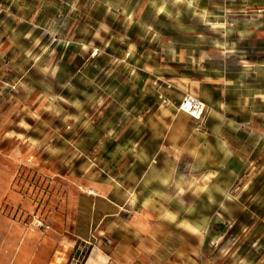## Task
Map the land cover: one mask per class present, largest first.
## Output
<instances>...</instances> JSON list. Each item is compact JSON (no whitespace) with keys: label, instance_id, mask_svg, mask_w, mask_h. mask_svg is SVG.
I'll list each match as a JSON object with an SVG mask.
<instances>
[{"label":"rangeland","instance_id":"obj_1","mask_svg":"<svg viewBox=\"0 0 264 264\" xmlns=\"http://www.w3.org/2000/svg\"><path fill=\"white\" fill-rule=\"evenodd\" d=\"M202 75L222 78L228 116L251 137L233 180L181 199L182 218L204 226L171 245V264H264V0H0V162L12 179L0 264L15 263L24 232L21 255L39 236L51 255L74 197L136 179L147 148L134 142L161 134L148 128L163 111L157 78ZM69 253L61 245V263Z\"/></svg>","mask_w":264,"mask_h":264},{"label":"crops","instance_id":"obj_2","mask_svg":"<svg viewBox=\"0 0 264 264\" xmlns=\"http://www.w3.org/2000/svg\"><path fill=\"white\" fill-rule=\"evenodd\" d=\"M157 80H161L164 94H175V102L160 92L163 111L148 127L153 134L161 132L160 138L134 142V146L147 148L137 157L140 163L130 165L131 176L136 173L137 178L131 183L117 179L98 182L88 192L79 193L70 204L63 234L52 238L57 245L55 252L48 255L39 236L31 239V251L21 255L29 238L24 232L22 247L11 259L14 264H69L76 261L82 248L92 246L93 252L84 264H171V245L186 243L188 233L202 232V223L182 218L181 199L208 194L219 178L233 180L236 168L244 164L251 133L241 127L235 130L239 123L228 116L234 113L227 108L231 102L223 99L226 90L222 78L202 75ZM191 84L197 87L194 93ZM186 94L205 103L200 120L179 110ZM1 163L0 211L12 196V179ZM65 244L70 255L66 263L63 259L61 263L58 249ZM178 251L176 258L180 259V248Z\"/></svg>","mask_w":264,"mask_h":264},{"label":"built area","instance_id":"obj_3","mask_svg":"<svg viewBox=\"0 0 264 264\" xmlns=\"http://www.w3.org/2000/svg\"><path fill=\"white\" fill-rule=\"evenodd\" d=\"M163 103L168 104V101L164 100ZM205 109V103L191 94H186L179 105V110L182 113L196 120H200L203 117Z\"/></svg>","mask_w":264,"mask_h":264}]
</instances>
